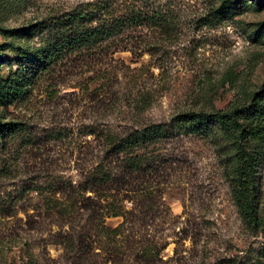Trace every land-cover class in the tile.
<instances>
[{
  "label": "rangeland",
  "instance_id": "374dc122",
  "mask_svg": "<svg viewBox=\"0 0 264 264\" xmlns=\"http://www.w3.org/2000/svg\"><path fill=\"white\" fill-rule=\"evenodd\" d=\"M98 3L108 17L135 14V23L48 56L32 77L14 75L19 58L53 39L51 29L30 32L34 24ZM6 77L21 90L0 93V122L17 124L0 137V264H264V0H0ZM249 104L239 121L260 130L237 142L213 122L198 134L190 121L173 120ZM153 123L175 133L147 149L176 166L157 184V217L126 224L129 242H111L104 227L121 217L96 209L104 201L87 192L88 208L79 210L87 233L78 239L74 220L55 211L73 210L72 186L101 156V135ZM242 150L255 157L258 230L232 199ZM118 199L134 212L133 200Z\"/></svg>",
  "mask_w": 264,
  "mask_h": 264
},
{
  "label": "trees",
  "instance_id": "16d2710c",
  "mask_svg": "<svg viewBox=\"0 0 264 264\" xmlns=\"http://www.w3.org/2000/svg\"><path fill=\"white\" fill-rule=\"evenodd\" d=\"M107 15L104 5L98 3L89 8L85 5L76 7L68 13L34 24L30 32L51 29L53 39L44 47L32 52L29 58L26 56L19 58L16 61L17 69L14 75L28 77L33 73L32 69L35 66L42 67L40 64L43 65L48 56L60 54L64 49L96 45L118 32L126 24L135 23V14H130L127 18H114ZM106 18L109 19L106 20ZM20 90L19 84L12 83L10 77L0 80V93L4 98H12ZM251 112L252 105L249 104L227 112H184L173 120L178 119L183 123L190 121L191 132L198 134L208 133L210 128L207 124L213 122L217 124L222 135L237 142L243 138L244 134H253L260 130L246 131L248 125L240 123L239 120L247 117ZM16 128V123L0 122V137L14 132ZM173 129L172 125L153 123L139 130L133 129L120 137L102 134L101 156L93 167L84 172L82 179L72 186L76 193L74 201L70 202L73 210L58 209L55 211L56 216L74 220L77 229L76 237L78 239L82 236L86 237L88 218L81 222L79 210L83 212L87 210L88 205L85 202L89 199V195L85 194L90 192L97 199L101 198L104 201L103 205L95 204L96 209L105 208L107 216L121 217V221L116 226L104 227L109 241L129 242V233H124L126 224L130 229L134 224L142 227L152 223L157 217L155 209L158 203L157 184L163 177L170 175L176 166L168 164L172 160L147 149L159 141L171 139L175 135ZM239 160L241 163L232 186V199L246 226L258 230L262 227V222L258 214V188L253 176L255 157L247 150H242ZM117 196L118 200H133L134 212L122 210L119 205L113 204L112 201ZM59 205L70 207L62 203ZM130 240L135 243V240ZM148 240L142 237L141 242H148ZM137 252L148 256L151 250L142 247L138 248Z\"/></svg>",
  "mask_w": 264,
  "mask_h": 264
}]
</instances>
